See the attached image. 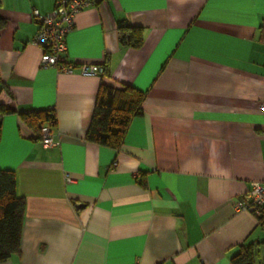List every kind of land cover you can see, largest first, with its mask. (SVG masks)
I'll return each instance as SVG.
<instances>
[{
	"label": "crops",
	"instance_id": "crops-1",
	"mask_svg": "<svg viewBox=\"0 0 264 264\" xmlns=\"http://www.w3.org/2000/svg\"><path fill=\"white\" fill-rule=\"evenodd\" d=\"M53 7L0 0V103L13 109L0 168L25 198L20 250L0 264H230L241 243L264 240L234 207L264 181V0H99L66 35L70 73L42 66L31 41L33 10ZM120 19L141 27L138 48L120 42ZM104 58V75L79 72ZM101 82L145 93L118 149L85 138ZM46 107L48 148L18 114Z\"/></svg>",
	"mask_w": 264,
	"mask_h": 264
},
{
	"label": "trees",
	"instance_id": "trees-1",
	"mask_svg": "<svg viewBox=\"0 0 264 264\" xmlns=\"http://www.w3.org/2000/svg\"><path fill=\"white\" fill-rule=\"evenodd\" d=\"M4 25L5 20L0 17V29ZM117 26L121 30L120 42L123 45L138 48L142 44L141 27L130 25L124 19L118 20ZM100 63L104 66L102 76L107 72L105 58ZM144 98L145 93L133 85L123 84L117 87L101 82L85 138L99 145L118 149L132 118L142 114ZM11 112L13 109L0 103V133L1 116ZM18 114L24 126L30 130L28 136L31 138L40 140V128L44 123L51 121L52 126L55 124V112L52 107L29 109ZM141 184L145 185L144 179ZM24 211L25 198L17 193L14 170L0 168V261L20 250ZM256 217L258 222L264 225V214ZM262 242L264 240L255 238L241 243L230 256V264H262L259 247Z\"/></svg>",
	"mask_w": 264,
	"mask_h": 264
},
{
	"label": "built area",
	"instance_id": "built-area-1",
	"mask_svg": "<svg viewBox=\"0 0 264 264\" xmlns=\"http://www.w3.org/2000/svg\"><path fill=\"white\" fill-rule=\"evenodd\" d=\"M96 2L97 0H54V7L46 13L33 10L38 28L31 41L42 49V66H54L66 73L74 71L75 64L66 58V35L74 26L76 13L84 6ZM79 66V72L84 75H101L104 71L100 62L82 63ZM51 127L52 122L48 121L40 128V142L44 148L57 143ZM65 180L72 181V177L66 173ZM234 207L237 211L247 210L256 216L264 214V181H251L249 187L235 200Z\"/></svg>",
	"mask_w": 264,
	"mask_h": 264
},
{
	"label": "water",
	"instance_id": "water-1",
	"mask_svg": "<svg viewBox=\"0 0 264 264\" xmlns=\"http://www.w3.org/2000/svg\"><path fill=\"white\" fill-rule=\"evenodd\" d=\"M81 205H82V204H77L76 206L79 207V206H81Z\"/></svg>",
	"mask_w": 264,
	"mask_h": 264
}]
</instances>
